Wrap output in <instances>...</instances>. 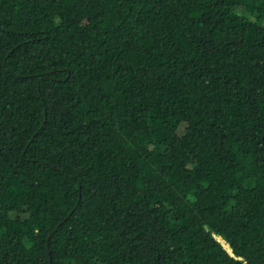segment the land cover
<instances>
[{
	"label": "trees",
	"instance_id": "1",
	"mask_svg": "<svg viewBox=\"0 0 264 264\" xmlns=\"http://www.w3.org/2000/svg\"><path fill=\"white\" fill-rule=\"evenodd\" d=\"M0 264H264V0H0Z\"/></svg>",
	"mask_w": 264,
	"mask_h": 264
},
{
	"label": "bare ground",
	"instance_id": "2",
	"mask_svg": "<svg viewBox=\"0 0 264 264\" xmlns=\"http://www.w3.org/2000/svg\"><path fill=\"white\" fill-rule=\"evenodd\" d=\"M220 240H221V242L223 243V245L229 250V251H231V249H230V247H229V245L220 237L219 238Z\"/></svg>",
	"mask_w": 264,
	"mask_h": 264
},
{
	"label": "rangeland",
	"instance_id": "3",
	"mask_svg": "<svg viewBox=\"0 0 264 264\" xmlns=\"http://www.w3.org/2000/svg\"><path fill=\"white\" fill-rule=\"evenodd\" d=\"M219 238V237H218ZM220 240V239H219ZM221 241V240H220ZM223 244V243H222Z\"/></svg>",
	"mask_w": 264,
	"mask_h": 264
}]
</instances>
